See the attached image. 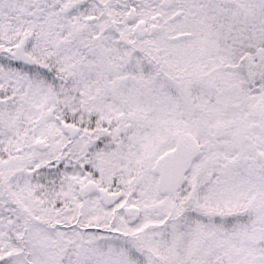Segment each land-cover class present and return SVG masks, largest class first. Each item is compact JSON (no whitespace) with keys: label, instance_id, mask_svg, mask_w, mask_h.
I'll list each match as a JSON object with an SVG mask.
<instances>
[{"label":"snow or ice","instance_id":"obj_1","mask_svg":"<svg viewBox=\"0 0 264 264\" xmlns=\"http://www.w3.org/2000/svg\"><path fill=\"white\" fill-rule=\"evenodd\" d=\"M0 264H264V0H0Z\"/></svg>","mask_w":264,"mask_h":264}]
</instances>
